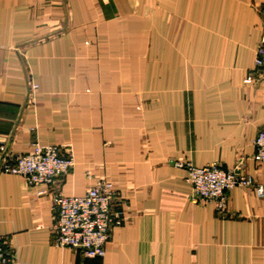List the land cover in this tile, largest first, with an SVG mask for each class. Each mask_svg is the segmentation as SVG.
Here are the masks:
<instances>
[{
    "label": "crops",
    "instance_id": "0c3cea01",
    "mask_svg": "<svg viewBox=\"0 0 264 264\" xmlns=\"http://www.w3.org/2000/svg\"><path fill=\"white\" fill-rule=\"evenodd\" d=\"M161 2L0 0V163L36 143L73 154L47 190L0 172L10 264H264V164L253 160L264 0ZM177 162L252 183L232 187L219 212L192 198ZM100 179L125 217L104 255L56 246L52 194Z\"/></svg>",
    "mask_w": 264,
    "mask_h": 264
},
{
    "label": "built area",
    "instance_id": "2783aa9c",
    "mask_svg": "<svg viewBox=\"0 0 264 264\" xmlns=\"http://www.w3.org/2000/svg\"><path fill=\"white\" fill-rule=\"evenodd\" d=\"M263 31L254 57V70L264 83V10L262 11ZM0 143V153H4ZM5 156V155H4ZM253 160L264 164V129L254 139ZM178 167L187 171L192 198L211 203L223 212L226 209L227 192L235 186H249L250 177L238 175L235 169H225L216 164L194 166L177 162ZM73 166V154L67 147L59 145L34 144L26 153L3 158L0 172L23 177L30 187L47 190L68 173ZM41 190L40 192H42ZM258 195L261 187L256 188ZM114 183L100 179L81 195L66 196L60 191L52 194L55 209L52 242L58 247L80 251L86 257H102L110 237L112 226L125 219L122 208L113 211ZM13 255L0 236V264H10Z\"/></svg>",
    "mask_w": 264,
    "mask_h": 264
},
{
    "label": "rangeland",
    "instance_id": "374dc122",
    "mask_svg": "<svg viewBox=\"0 0 264 264\" xmlns=\"http://www.w3.org/2000/svg\"><path fill=\"white\" fill-rule=\"evenodd\" d=\"M154 11H156L157 10V6H160L161 5V0H154ZM160 3V5H158ZM164 6H165V4H164ZM160 12H162V14L166 17V13H167V11H166V9L165 8H162V10L160 9L159 10ZM170 12V11H169ZM174 13H176L177 11H173Z\"/></svg>",
    "mask_w": 264,
    "mask_h": 264
}]
</instances>
